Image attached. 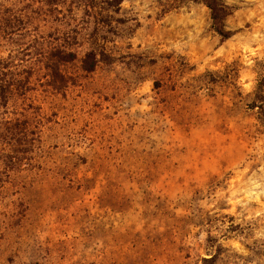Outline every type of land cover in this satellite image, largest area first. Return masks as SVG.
<instances>
[{
    "label": "rangeland",
    "instance_id": "rangeland-1",
    "mask_svg": "<svg viewBox=\"0 0 264 264\" xmlns=\"http://www.w3.org/2000/svg\"><path fill=\"white\" fill-rule=\"evenodd\" d=\"M49 1L0 0L77 54L28 93L38 140L0 106V264H203L210 235L215 264H264V0H224L226 40L191 0Z\"/></svg>",
    "mask_w": 264,
    "mask_h": 264
},
{
    "label": "trees",
    "instance_id": "trees-1",
    "mask_svg": "<svg viewBox=\"0 0 264 264\" xmlns=\"http://www.w3.org/2000/svg\"><path fill=\"white\" fill-rule=\"evenodd\" d=\"M83 3L87 7H91L88 0H76ZM196 3H203L211 12L212 28L218 33L223 40L230 38L234 32L226 26V20L233 14V7L228 5L224 0H191ZM123 0H103L106 9L118 10ZM53 4L50 0L48 5ZM94 9V7H93ZM28 15L20 13L14 15L15 25L13 31L1 27L0 19V41L2 38L10 39L17 45V49L9 54L7 58L0 59V106L8 108L10 104L15 106L19 114L23 117V121L32 118L33 127L35 128V140H38L39 127L42 124V117L34 115L35 112H29L28 106L33 107L28 93L38 87H51L54 91L63 89L66 85V75L63 66L74 62L77 54L72 49L65 47L60 38L48 39L44 35L38 33L37 26L32 28L27 24L30 21ZM8 18H4L7 21ZM30 21V22H29ZM99 53L96 50L88 51L82 58V69L86 72H92L96 69L100 60ZM35 80V81H34ZM45 80V82L43 81ZM252 107L259 108V114L264 124V92L263 84H259ZM16 123H20V118L16 119ZM209 246L215 248V253L207 257H202L203 264H215L222 249V245L217 243L211 235L208 239Z\"/></svg>",
    "mask_w": 264,
    "mask_h": 264
}]
</instances>
